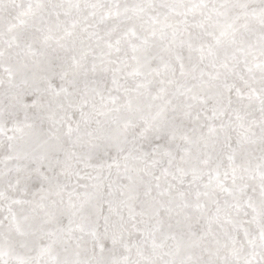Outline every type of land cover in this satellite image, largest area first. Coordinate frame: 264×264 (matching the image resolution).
Here are the masks:
<instances>
[{
  "label": "snow or ice",
  "instance_id": "obj_1",
  "mask_svg": "<svg viewBox=\"0 0 264 264\" xmlns=\"http://www.w3.org/2000/svg\"><path fill=\"white\" fill-rule=\"evenodd\" d=\"M0 264H264V0H0Z\"/></svg>",
  "mask_w": 264,
  "mask_h": 264
}]
</instances>
